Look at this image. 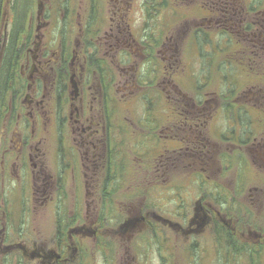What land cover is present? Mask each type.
Here are the masks:
<instances>
[{"label": "flooded vegetation", "instance_id": "flooded-vegetation-1", "mask_svg": "<svg viewBox=\"0 0 264 264\" xmlns=\"http://www.w3.org/2000/svg\"><path fill=\"white\" fill-rule=\"evenodd\" d=\"M43 1L37 20L30 0H0V264H96L75 260H95L102 247L104 264H149L139 256L163 228L201 235L212 225L217 250L225 234L264 250L262 231L236 227L224 211L232 194L222 181L256 146L255 112L264 128V96L247 102L253 91L233 77L262 78L264 0H169L159 13H150L155 0H105L97 13L88 0L78 28L61 20L62 0ZM217 42L227 52L204 73L199 45ZM213 77L225 87L211 89ZM242 93L245 103L227 97ZM232 115L247 118L242 134ZM177 188L193 209L188 220L168 195ZM37 207L54 224L49 245L26 237Z\"/></svg>", "mask_w": 264, "mask_h": 264}, {"label": "rangeland", "instance_id": "rangeland-1", "mask_svg": "<svg viewBox=\"0 0 264 264\" xmlns=\"http://www.w3.org/2000/svg\"><path fill=\"white\" fill-rule=\"evenodd\" d=\"M68 1H69L68 11L64 9L65 5L67 4L64 3L65 0H62V2L60 1L61 2L60 7L58 4L61 20L64 22L67 17L69 18L68 21H70V23L73 24L74 27L78 28L77 23H79V21L83 19V15H82L84 10L83 7L85 2H87L88 0H68ZM36 2H37L36 0H31V4L29 3L32 7L33 18L36 16V6H37ZM104 2L105 0H98L99 4L95 6L96 13L98 9L102 10L103 7L102 5L104 4ZM141 2L145 3V0H139V3ZM47 3L48 6H53L52 0ZM109 7L111 8V6ZM76 32L77 29L75 30V33ZM102 32H97L96 34L98 33L102 34ZM164 32L165 31H159L161 35L164 34ZM143 36L141 37V39H143ZM225 52H227V49L225 48L224 42H217L214 44L200 43L199 55L201 57L200 60L202 66L206 69L204 73L215 74L217 72L216 59L219 56L225 54ZM234 57L235 56L229 54V56H227V59L233 60ZM219 71L221 72L222 69H220ZM261 72L263 74L261 80L257 79L258 78L257 76L254 77L243 76V75L233 76L234 79H236L237 83L239 84V87L247 86V88H249L250 91L251 90L253 91L252 94L254 95H249V100L247 101L249 103L255 102V100L258 99V97L257 98L255 97L258 95L264 96V64H261ZM143 79L145 81V78ZM227 81L231 83L229 79H227ZM254 83H256V85ZM231 85L232 84H230V86ZM252 85H255L256 88L252 89L251 88ZM217 86L225 87L223 83L221 84V79L218 80L217 78L213 77L211 80V89H214ZM222 92H225V89L222 90ZM243 95H244L243 93L238 95L227 94V97L234 100V102L245 103V101H243L242 98L247 97V95L245 96ZM140 97L144 99V101L150 102L151 93L148 90H146L144 93H140ZM218 97L222 98V93H220ZM224 101L227 100L224 99ZM128 108L132 110V112L134 113L133 115L136 117L135 112L137 111L138 107L136 105H130L128 106ZM255 114L260 115V113L258 112H255ZM254 115L251 117V120L253 119L254 124L257 125L254 130V135L256 138L254 137L255 139H253V143L255 141L256 146L250 148V151L252 153L247 152L243 156H240L239 160L241 161V164L238 167V171L236 172L239 180L238 178H236L235 173H227V174L223 173V177H222L223 185L232 194V196H230L228 199L225 198L224 211H229V208H232L231 213L235 219L236 227L238 226L239 222L243 225L246 223H251L250 225L251 229H254L258 232L262 231L264 233V157L258 155L257 153L264 150V128L261 130V132H259L260 126H262L261 125L262 121L259 120L258 115H256V117H254ZM229 125H232V129L235 133L236 131H239L240 134H242V132H245V129H247V127L249 126L247 118H242V117L239 118L238 116L235 115H232ZM258 125L260 126L258 127ZM244 160L247 161V163H244ZM230 167H232V170H235L236 168V166H234V164L232 163L227 166V168ZM241 180H243V183ZM236 181H238L237 184ZM177 183H180L185 187L188 186L185 180L179 179ZM235 189L237 191H235ZM188 191L190 192L191 190ZM147 193L149 192L146 191L145 194ZM256 194H257L256 197L260 199V205H257V208L249 205L250 200L252 198H255ZM168 195L176 200L175 202L176 216H181L184 212L186 213V211H189L186 214L187 215L186 220L191 218L193 209L192 207H190L187 210L188 202L185 200L184 195L179 191V189L177 188L175 189V191H169ZM156 197L159 198V196ZM146 198H148V196ZM232 198H234L233 202L230 201V199ZM161 201L162 200H159V203H162ZM161 208L164 209L165 212H169L172 210L173 206L170 203ZM249 208L250 210H248ZM25 209L27 210V212L23 215V218L26 221H28V217H25V215L29 214L30 206L26 205ZM248 211H252L253 213L249 215V213H247ZM159 212L163 213V211H159ZM34 214L35 217L26 226L27 239H29L31 242L38 241V242H46L48 245L51 244L54 240L53 237L54 224L51 223V221L46 218V215L48 213L44 208L37 207ZM18 219H19L18 213H15L13 216V220L16 221ZM236 221L239 222H237L236 224ZM186 223L187 222L185 221L178 222V224L182 225L183 227L186 226ZM212 226L207 228V232L201 235H196V234L184 235L181 232H173L168 228H163V230L156 235V239H157L156 242L158 243V246L155 247L153 245L152 247L149 246V248L148 246H144L138 261L144 262L149 258L148 260L149 264H252L250 263L249 258L245 256L247 255L245 251H240L241 257L235 258L234 260V257L232 255L234 250L230 248L229 243L227 241L224 243L223 249H218L219 251L215 249V245L218 243V239H217V234L214 231L215 228L213 230ZM235 241L238 244L240 242L242 243V241H238V240ZM109 243L112 249L114 247L115 248L117 247L116 245H114L115 243L113 242H109ZM201 245H203L205 249L201 247ZM220 245H222L221 242ZM124 251L125 250H122V248L118 250L119 252L118 258L122 257ZM227 252L231 254H228ZM111 254L112 256L115 255L116 250H114ZM252 258L255 264H264V250H259L255 252L252 255ZM87 259L89 261H87ZM75 262L77 263L96 262V264H104L110 262V256L108 255L107 250L103 251V247H102V251L100 253H97L95 260L93 259L92 255L87 254V256L83 257L80 254L77 256ZM30 263L37 264V262L34 261Z\"/></svg>", "mask_w": 264, "mask_h": 264}, {"label": "trees", "instance_id": "trees-1", "mask_svg": "<svg viewBox=\"0 0 264 264\" xmlns=\"http://www.w3.org/2000/svg\"><path fill=\"white\" fill-rule=\"evenodd\" d=\"M155 1H157V4H155L154 6L151 4L154 7L155 10L150 11V13H153V12L159 13V11L157 9L166 8V7H168L170 5L169 0H155ZM30 3H31V0H30ZM64 3H67L65 5V8L64 9L66 11H68L69 1L68 0H65ZM17 17L20 18V20H21L22 15L17 14ZM225 236H228V238H227L226 241L229 243L230 248L234 250V252L232 253V255L234 257V260H235V258H240L241 257L240 251H245L247 253V255H245V256L247 258H249L250 263L255 264V262L253 261L252 255L255 252L259 251L260 249H258V248H250L248 246H241V245H239L238 243H236V241L234 240V238L232 237L231 234H227V235L225 234ZM227 253L228 254H231L229 252H227Z\"/></svg>", "mask_w": 264, "mask_h": 264}, {"label": "water", "instance_id": "water-1", "mask_svg": "<svg viewBox=\"0 0 264 264\" xmlns=\"http://www.w3.org/2000/svg\"><path fill=\"white\" fill-rule=\"evenodd\" d=\"M44 9V1L43 0H37V20L41 17Z\"/></svg>", "mask_w": 264, "mask_h": 264}]
</instances>
